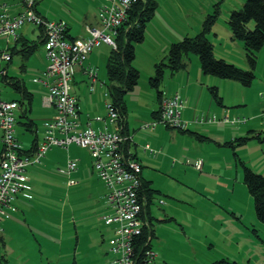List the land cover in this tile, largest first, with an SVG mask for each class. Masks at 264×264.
I'll return each instance as SVG.
<instances>
[{
    "label": "rangeland",
    "instance_id": "374dc122",
    "mask_svg": "<svg viewBox=\"0 0 264 264\" xmlns=\"http://www.w3.org/2000/svg\"><path fill=\"white\" fill-rule=\"evenodd\" d=\"M14 1L17 0H9ZM153 1L156 6L150 19L145 22L143 40L134 43L132 66L140 76L133 89L126 92L124 100L125 117L137 152L140 155L143 145L148 142L146 151L155 159L146 160L140 155L145 162L144 169H153L149 177L152 176L157 185L148 214L145 212L146 217L150 216L154 230L150 244L156 252L155 261L161 264H197L224 257L237 264H264V223L256 216L253 197L243 181V169L239 162V159H243L253 170L264 175V117L262 114L257 118L251 115L253 107L264 101V45L256 53L255 78L249 86L206 74V77L219 81L208 84L217 87L218 95L231 110V116L245 120L231 123L226 120V115L219 114L222 121H226L225 126L220 125V130L226 131V138L222 136L221 141L226 139V142L220 145L214 143L216 133L209 134L214 137L213 140L202 143L186 137L179 140L184 149L203 150L206 159L213 160L212 168L205 166L197 169L195 166L201 167V158L189 162L186 157L180 159L171 149L166 151L162 146L165 140L173 146L175 137L172 138L169 131L182 134L177 130L181 128L163 122H157L154 128L145 125L155 119L151 111L159 106L156 90L148 81L154 73V65L167 60L171 43L186 36H195L203 30L204 24L207 27L204 33L212 43L214 56L241 69H249L243 42L233 38L227 23L230 12L240 9L245 0ZM103 2L35 0V8L49 20H64L69 24L71 33L85 37V22L97 19V10ZM26 26L33 29L29 39L37 40V26L26 23L22 27ZM248 27H253L252 21ZM6 37L9 44L5 41ZM4 45L12 46L13 39L0 33V48ZM111 50L110 45L101 42L87 56L86 63L96 73L93 91L89 90L90 81L86 75L83 79L82 75L75 74L71 82V92L77 93L80 107L90 116H106V102H111V97L105 95V62ZM43 51V46L35 51L32 55L33 66L25 72H18L22 60L15 54L8 64V74L22 77L27 87L33 88L35 84L32 78L41 76L37 65L44 63L46 66L47 63ZM185 61L190 67L191 80H197L198 71L205 75L196 54L189 53ZM179 73L184 71L171 76L166 68L160 85L162 92L178 86L180 88ZM196 82L198 87L200 81ZM189 88L192 89L191 86ZM0 89L3 99L21 98L20 92L10 84L1 82ZM193 90L196 92L198 89ZM205 93L211 96L207 87ZM213 103L219 106L215 101ZM43 107L37 99L31 104L30 114L37 125L44 117ZM25 119L17 118L16 134L23 146H29L35 132L41 138L42 127L27 129L23 123ZM215 120H218L217 114L213 113L196 117L199 122ZM249 125H252V129H249ZM237 136H247V139L241 142L233 140V146L228 143ZM217 158H220L219 162ZM223 158H226V162ZM70 159L77 161V169L68 173ZM167 159L168 167L165 165ZM174 160L179 161L187 171H179L173 165ZM90 161L86 147L71 143L68 147L51 146L40 161L28 166L32 185L29 202L32 208L24 213L18 211L20 215L13 213L0 221V227L4 228L0 239V264H118L116 258L119 253L109 250L114 224L104 221V216L111 211L105 198L107 187L91 170ZM162 161L165 163L162 164ZM9 220V223L5 222Z\"/></svg>",
    "mask_w": 264,
    "mask_h": 264
},
{
    "label": "built area",
    "instance_id": "2783aa9c",
    "mask_svg": "<svg viewBox=\"0 0 264 264\" xmlns=\"http://www.w3.org/2000/svg\"><path fill=\"white\" fill-rule=\"evenodd\" d=\"M22 3L23 9L16 14L9 13L0 4V33L16 40L19 28L26 23L42 29L47 63L43 71L44 79L40 81L47 88L44 103L52 106L55 114L42 122L44 132L41 140L26 151L15 133L18 103L3 99L0 89V221L6 209H16L14 201L19 194L30 195L28 166L40 161L51 146L68 147L74 143L88 149L92 168L107 187L105 198L111 211L104 216V221L114 224L109 250L119 253L116 258L118 264H161L155 261L156 252L151 244L148 245V240L142 243L140 239L143 224H148L145 215L147 198L140 191L141 163L127 149L131 134L124 129V122L111 102H106V116L87 114L84 121L77 98L71 93V82L78 67L83 68L90 81L89 90H93L96 73L90 66H84L87 56L101 42L116 48L119 29L124 27L126 31L133 26L132 16L136 6L144 4L145 0H104L97 10L99 26L86 25L87 36L75 38L67 36V24L63 20H49L39 14L35 0H22ZM10 59L9 51H0V83L6 81L3 64ZM182 106L183 101L177 93L162 95L158 116L145 125L153 128L157 122H163L172 127L185 128L188 121L181 117ZM261 114L264 117V106ZM91 118L113 123L115 127H93ZM226 120L234 123L245 118L237 116L229 119L226 116ZM76 165V160L70 159L67 172L74 170ZM199 165L200 162L197 163Z\"/></svg>",
    "mask_w": 264,
    "mask_h": 264
},
{
    "label": "trees",
    "instance_id": "16d2710c",
    "mask_svg": "<svg viewBox=\"0 0 264 264\" xmlns=\"http://www.w3.org/2000/svg\"><path fill=\"white\" fill-rule=\"evenodd\" d=\"M155 6L153 0H145L144 4L136 6L137 10L132 16L134 20L133 26L126 31L124 27L119 29L116 37V48H112L105 62L107 95L111 97L110 101L116 107L123 122L125 121L126 111L124 96L127 91L133 89L140 76L139 71L132 66V61L135 57L134 43L143 40L145 22L152 16ZM250 21L253 22L252 28L248 27ZM227 23L233 38L243 42L249 69H241L232 63L226 62L222 58H216L213 54L212 43L207 39L204 33L205 30H207L204 24L203 30L195 36H186L180 41L171 43L167 54V60L160 61L154 65V73L149 78L148 82L151 87L155 88L156 99L159 104L163 94L160 85L163 81L166 68L169 69L171 75L185 68V57L189 53H194L198 56L200 68L204 74L236 80L244 86H249L251 84L255 78L254 68L256 65V53L264 45V0H245L240 9L230 12ZM42 42H44L43 35ZM35 48L36 43L27 45L26 49L23 48V50H25V55L32 53ZM208 90L213 100L217 103H221V96L218 95L217 87L209 86ZM16 101L21 103L20 100ZM158 111L159 106L158 109L152 111L154 118L158 116ZM20 115L25 116L26 120L24 123L28 127H32L34 120L27 116L26 110H23ZM246 139L247 136H237L228 141V143L233 146V140L241 142ZM34 146H36V142L33 139L31 145L29 147H23V149L27 151ZM239 162L243 169V181L253 197V206L256 216L264 223V175L253 170L243 159H239ZM140 191L141 194H144L147 198L146 213L148 214V206L156 189L150 187L148 182L142 179ZM146 218L148 224H143L140 239L142 243L148 240V245H150L154 230L151 226L150 216L147 215ZM148 237L150 239H148ZM197 264L237 263L235 261H228L226 258L222 257L207 263Z\"/></svg>",
    "mask_w": 264,
    "mask_h": 264
},
{
    "label": "crops",
    "instance_id": "0c3cea01",
    "mask_svg": "<svg viewBox=\"0 0 264 264\" xmlns=\"http://www.w3.org/2000/svg\"><path fill=\"white\" fill-rule=\"evenodd\" d=\"M0 4L2 5V7H5L6 10L9 13H11V14H16L17 12H19V11H21L23 9L22 0H17V1H14V2H9V0H7V1L0 2ZM2 7H0V9ZM36 11H37V9H36ZM66 24H67V36L69 38L80 37V36H76L75 34L71 33V31L69 30L70 29L69 24L68 23H66ZM86 25L97 27L98 26V19L90 20L89 22H85V26ZM22 26L18 30L17 39L13 40V45L12 46H8L7 45V47L4 45L2 48H0V50H7L11 54V59L3 64V67L6 69V77H5L6 81L4 82V84H10L15 91H18L21 94V98L20 99H16V98L8 99V100H15V101L16 100H20L21 101V103L17 102L18 103V108L16 109V122L18 121L17 120L18 117H25L23 115H20L23 110H26L27 116L34 120V117H32L31 114H30L31 111H32L31 104L34 102V100L37 99L39 101V103H41L42 106H44L43 108H45V110H43V111H44L45 114H44V117L41 118V120H40L41 122L39 121L40 125H37V123H35V120H34V123H33L32 127H28L24 123V121L26 119L23 121L25 127L27 129H30V130H33V129L37 130L38 126L42 127V135H43V124H42V122L45 119L53 117V115L55 114V109L52 106L46 105L44 103V99H45V97L47 95V88L40 81L42 79L43 71L45 69L44 63L42 65H40V64L37 65L38 72L41 73L40 74L41 76H37V77H33L32 78L31 81L35 85L32 84L33 88H30V89L27 87V85L24 82V79L22 77H17L15 75L8 74L9 73L8 64L13 61V57H14L15 54L19 55L21 57L20 60H22L21 65H19V67H18V72L19 71L25 72V71H27V68H29L30 66H33L32 65V62H33L32 55L35 53V51L40 46H43L42 30L40 28L37 27L38 31H39V33L36 35L37 36V40H33V39H29V35L33 34V32H32L33 29L29 28L27 26L23 28ZM5 41H6L7 44H9V38L6 37ZM35 43H36L35 50L32 53L25 55V52H24L25 50H23V48L26 49L27 45H31V44H35ZM85 63H86V60L84 62V66L90 65L89 63H86V64ZM180 71H184V73H179V76H180L179 79L181 81V82L179 81L180 88H179V86H178V88L175 87L173 89H170L167 92H163L162 95H164V94H168L169 95V94L177 93L181 97V99L183 101V106L181 107V110H180L181 117L183 119L187 120L188 122H187V125H186L185 128L177 129L178 131H180V133L183 132L182 134H179V132H177L175 130H170L169 131L170 132L169 135L172 138L175 137V141H174V145L173 146L171 145V143L167 142L166 140L163 141L162 146H164L166 151H167V149H171L172 150L171 152H174L175 156H177L180 159L186 157L187 160L189 159V162L191 160H195L196 161L197 159L201 158V167L198 168V167L195 166V168H197V169L201 170L205 166H207L208 168H212L211 167V162H213V160H211L209 158H207L208 159L207 160L206 159V155L204 154L203 150L198 152V151H195V150H192V149L190 150L189 147H186L184 149L183 146H181V143H180L179 140L183 139L184 137H186L188 140H192L193 139V140H196V141L202 143L204 141L213 140L214 137L213 136H209V134L212 135V134L216 133L217 134L216 135L217 139L215 138L214 143H216V145H220L223 141L225 142V140H226V139H223V141H221L222 140V136H224V138H226V131L222 130V129L220 130V125L225 126L226 125V123H225L226 121H222L223 119H221L222 117H220V115H222V114H223V116L226 115L230 119L233 118L234 116H231V114H232L231 110L226 107L225 103H223L222 97H221V103H217L216 102L219 105V106H216L213 103L214 100H213L212 96H208L207 93H205V87H207V89L209 87L208 83H212V85L215 84V83H218L219 81H217V79H213L212 77H206V74L205 75H201L200 71H198L197 78H195V79H197L200 82H199V85L197 87V85H196L197 84V82H196L197 80H193V79L191 80L190 67H189V64L187 63V61H186L185 68L181 69ZM180 71H178V72H180ZM177 73H175V74H177ZM75 74L82 75L83 79H85V75L86 74L83 72V68L82 67H78L76 69V71H75ZM75 74H74L72 82L74 81ZM175 74H173V75H175ZM173 75H171V76H173ZM190 86L192 87V89L189 88ZM193 88H197L198 90L195 92L193 90ZM71 91H72V88H71ZM73 91H75V90H73ZM1 93H2V91H1ZM72 94H74L76 96V98H77V103H78L79 110H80V113H81V118L85 121L87 114L89 115L90 113L88 111H83L84 109L82 107H80L79 102H78L79 98H78L77 93L74 92ZM202 100H203V103H202ZM157 103H158V101H157ZM263 106H264V101H263V103L258 104L257 107L256 106L253 107L252 114H251L253 116V118H257L258 115L261 114ZM83 107H84V105H83ZM156 109H158V107ZM156 109H153V110H156ZM204 113H207L208 115H210V113L217 114L218 120H215V121H212V122H207V121L199 122V121H196V117H198V115L204 114ZM90 124L93 127H94L93 124L98 125L96 127H101V126H104V125H106L108 128L115 127V124H113V123H105L104 121H98V120H95V119H92V118L90 119ZM123 126H124V129L126 131H128L131 134L132 138H133V135H132L131 130L129 129V125H128V121H127L126 117H125V121L123 123ZM242 127H244V126L242 125ZM251 127H252V125H249V129H252ZM220 131H222L223 133H220ZM15 133H16V125H15ZM163 133H165V132H163ZM1 134H2V131H1V128H0V149L2 147ZM42 135L40 136L41 138H42ZM16 136H17V134H16ZM41 138L39 139V136H37V133L35 132V137H33L35 142L36 143L39 142L41 140ZM18 139H19V137H18ZM32 140L30 141V145H31ZM135 144L136 143L134 142V140L131 139V141L127 144V149H129L135 155V157L140 161L142 179L147 181L150 187H152L154 189H157V187H156L157 185L154 183L153 177L152 176L149 177V172H151V170H153V169H151V168L144 169V163L145 162H144V159H142L140 157V155H142L146 160H152V161L155 160L154 158H152V155L150 154V152L146 151V149H148V148H145V144H148V142H146L143 145V152H141L140 155L137 152ZM29 146H23V147H29ZM90 158H91V156H90ZM187 160H186V163H187ZM219 161H220V158H217V162H219ZM223 161L226 162V158L225 159L223 158ZM172 162H173V165H176V168L179 171H182V172H186L187 171L185 168H183L182 164L179 161L175 162V160H174ZM161 163L163 164L165 162L162 161ZM168 164H169V159H167V161L165 163L166 167L170 166ZM90 166H91L90 167L91 170H94L92 168V160L90 161ZM76 169H77V165H76L75 170ZM27 175H28V178H29L28 182H29L30 186H32L31 183H30V175L28 174V171H27ZM30 193H31V189H30ZM14 204L16 206V209H14V210H11L9 208L6 209L5 210L6 212L2 216L1 220L5 219L7 217H10L11 215H13V213L17 214V215H20V213L18 211H20L21 213H24L25 210H28V209L32 208L31 203L29 202V196H24L22 194H19L16 197V199L14 201ZM5 222L9 223L10 220L9 221H5ZM5 222H3V223L5 224ZM3 229H4L3 226H1L0 239H2V230Z\"/></svg>",
    "mask_w": 264,
    "mask_h": 264
}]
</instances>
